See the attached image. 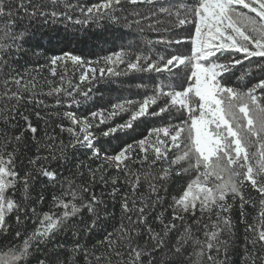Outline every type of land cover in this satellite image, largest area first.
I'll return each instance as SVG.
<instances>
[{"label":"snow or ice","instance_id":"6c2138e0","mask_svg":"<svg viewBox=\"0 0 264 264\" xmlns=\"http://www.w3.org/2000/svg\"><path fill=\"white\" fill-rule=\"evenodd\" d=\"M65 21L103 27L91 35L54 27ZM125 30L128 37L148 30L156 39L148 40L143 51H133V40L96 59L64 50L84 43L104 51L101 43L115 46L125 40V35L106 33ZM154 44L164 45L163 52H153ZM54 45L60 54L48 55L57 50ZM237 54L243 59H235ZM252 58L264 61V0H98L90 5L0 0V235L7 237L13 229L9 217L17 225L8 244L0 246V264H31L33 258L36 264H230L229 249L235 246L231 211L237 200L244 225L241 264H264V78L243 88L226 82L237 65ZM69 63L81 69L79 83L66 80ZM120 65L123 72L117 70ZM45 66L59 83L46 80L49 90L38 93L43 87L38 74ZM254 70L264 73V63L243 75ZM126 72L155 73L168 82L157 81L140 100H122L82 118L65 112L71 126L59 127L69 141L46 132L47 142H37V154L26 155L24 132L35 139L37 128L21 112L23 104H43L35 99L40 94L55 96L57 104L62 94L78 103L75 95L87 98L91 91L81 90L82 84ZM121 113L128 119L106 126L100 136L132 129L146 117L164 122L109 154L96 146L99 138L91 129ZM76 151L82 158L71 160L69 153ZM50 159L63 160L74 171L61 180L46 166ZM85 160L104 164L94 169ZM105 167L122 173L123 180L98 176ZM173 175L189 179L168 208L157 212L164 201L160 192ZM40 178L54 183L57 194L48 211L37 213L33 204L44 196L33 200L31 193ZM98 180L105 188L111 185L109 201L93 190ZM245 184L258 201L245 196ZM27 221L33 229L21 232ZM69 232L76 239L71 246L61 244L58 237ZM94 234L100 238L91 242Z\"/></svg>","mask_w":264,"mask_h":264},{"label":"trees","instance_id":"16d2710c","mask_svg":"<svg viewBox=\"0 0 264 264\" xmlns=\"http://www.w3.org/2000/svg\"><path fill=\"white\" fill-rule=\"evenodd\" d=\"M83 3L85 5H90L92 3L98 2V0H73V3ZM74 17L78 14L74 13ZM82 18V17H81ZM54 27L58 28L61 32L64 31L65 28L70 29L71 31L79 30L81 35H91L92 32H97L100 27L103 25L97 24H90L85 26L75 25L69 22H57ZM136 29L133 28L132 32H135ZM127 30L125 33H106L109 37H114L116 35H125V40H121L117 42V45H113L111 43L103 44L101 43V47L104 48V51H101L100 48L93 47L92 44H74L72 46L65 47L64 50L72 51L76 55H82L86 59H96L98 56H103L108 54L107 50L112 49L115 50V47L120 45H127V42H132L133 40L136 41L133 47V51H143L145 50V43L148 40H155V34L145 30V32L141 35L135 37H128L126 35ZM57 50L54 52H49L48 55H55L59 53V47L54 45ZM164 45L154 44L151 46L153 52H163ZM183 48H186L187 45H183ZM173 50H175V46H173ZM47 51V50H45ZM167 54V53H165ZM232 57H229L231 59ZM235 59H243V57L237 54ZM40 64L44 65V59L39 61ZM256 63H264V61H260L259 58H252L251 61L245 60L242 65H237L233 70L232 73L226 77V82L232 84L237 87H250L257 82L259 78H264V73H260L258 71H252L250 75H243L247 69L253 68ZM23 64V62H22ZM104 65L101 64L100 67ZM33 67L35 65L33 64ZM118 71H124V65H120L117 69ZM81 69L74 67L71 63L68 64V72L66 75V80H71L73 84L79 83V74ZM35 74V73H34ZM243 75V79H238ZM38 80L43 87L38 88V93H46L49 90V85L45 83L46 80L52 81V86H55L59 83L58 77H51L48 73L47 67L40 71L38 74ZM157 81H164L167 83L168 81L165 80L164 76L155 74V73H138V72H126L118 77H109L107 74L105 75L104 79H98L96 82L92 84H82L81 90H88L89 88L91 91L87 98H84L80 95H75L74 99L76 102L70 100L67 96L61 95L60 96V103H56L55 96H47L40 94L35 99L42 100L43 104H39L36 102L32 103H25L21 106V112L24 115H27L33 126L37 128V133L35 134V139H33V134L29 131L24 132V140L25 143L28 145V151L26 152L27 156H34L37 154L36 149L38 147V143L40 145L45 144L47 142V138L45 133L47 132L48 135H55L58 140H63L67 143L70 139L69 134L67 132H61L59 125H64L65 127L71 126V122L63 115L65 112H72L75 114L77 118H82L87 116L91 111L97 109H109L113 103H117L122 100L131 99V100H140L143 98L145 94H151V88ZM141 85H145L146 87H141ZM36 113L40 114V118L37 117ZM19 122L21 127H24V121L19 118ZM128 119L127 113H121L120 115L116 116L112 120L108 121V125H100L99 127H94L91 131L94 133L96 137L99 138V143L96 145L97 147H102L103 149L107 150L109 154L114 153L115 151H119L121 147L125 144L133 143L141 138H144L148 134V130L151 127L159 126L164 121L160 120L156 117H146L142 120L137 121L134 124L132 129L117 132L115 136H109L108 138H103L100 136V133L105 129L106 126H113L116 124H121ZM38 142V143H37ZM41 155H47V152L39 153ZM76 157L82 158L81 151H76L74 154L69 153V158L71 160H75ZM46 166L55 171L58 174V177L62 180L64 177L70 176L71 172L74 169L71 168L70 164H66L63 160H48ZM92 168H96L98 165H103V160H85ZM166 166V165H165ZM186 166V165H185ZM104 175L106 179L112 177H119V179L123 180V174L118 173L115 169H110L105 167V170L101 173L97 174ZM41 182L36 186L35 191L31 193V198L35 200L39 193H42L44 196V201L42 203L33 204V207L36 208L37 213L48 211L51 202V196L57 194L56 192V185L54 183L44 181L42 178ZM189 179L188 175L182 176H175L173 175L172 178L165 184L166 191H161L160 195L164 197V201L161 206H157L156 211L159 212L163 209H167L168 205L171 203L172 198L176 196L181 187L186 183ZM79 182V181H78ZM117 187H121L123 190V185L118 184ZM93 190L98 196H102L105 201H109L110 197L108 193L111 191V185L105 188L99 180L93 186ZM243 192L245 193L246 197H251L254 200H259L260 197L250 186L245 184L243 186ZM119 199V194L117 195V200ZM231 202V201H230ZM110 209L113 208L111 203L108 204ZM246 211L250 215H255L251 208H246ZM115 212L119 215V206L118 204L115 207ZM199 215V214H198ZM170 212H165V217H169ZM86 218V217H85ZM231 218L233 224L235 225V246L229 249V261L230 264H241L240 257H241V248L244 244V225L240 223V216H239V201L237 200L236 205L233 207L231 211ZM114 222V221H113ZM187 222L191 223V218H187ZM8 223L13 226V229H10L9 235L5 237L4 235H0V246H6L11 239V232L17 227L15 224L14 218L9 217ZM149 223L152 224L154 228L159 227L158 223L155 221L153 216H150ZM34 225L27 221L19 226L21 232L28 230L29 232L33 229ZM99 235L94 234L91 238V242H94L96 239H99ZM76 239L72 233H62L58 240L61 244H65L67 246H71L72 242ZM39 256V254H37ZM42 258V257H40ZM31 264H36V259L33 258Z\"/></svg>","mask_w":264,"mask_h":264},{"label":"rangeland","instance_id":"374dc122","mask_svg":"<svg viewBox=\"0 0 264 264\" xmlns=\"http://www.w3.org/2000/svg\"><path fill=\"white\" fill-rule=\"evenodd\" d=\"M154 139V138H153Z\"/></svg>","mask_w":264,"mask_h":264}]
</instances>
